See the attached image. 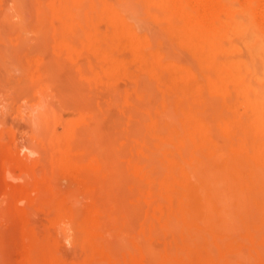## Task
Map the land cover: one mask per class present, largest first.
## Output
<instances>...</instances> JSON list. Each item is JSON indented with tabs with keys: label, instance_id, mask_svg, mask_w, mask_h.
Returning <instances> with one entry per match:
<instances>
[{
	"label": "rangeland",
	"instance_id": "1",
	"mask_svg": "<svg viewBox=\"0 0 264 264\" xmlns=\"http://www.w3.org/2000/svg\"><path fill=\"white\" fill-rule=\"evenodd\" d=\"M188 1L0 0V110L74 176L81 215L99 179L128 210L106 206L107 244L79 226L61 250L79 264H147L149 244L156 264H264V0H219L201 25Z\"/></svg>",
	"mask_w": 264,
	"mask_h": 264
},
{
	"label": "bare ground",
	"instance_id": "2",
	"mask_svg": "<svg viewBox=\"0 0 264 264\" xmlns=\"http://www.w3.org/2000/svg\"><path fill=\"white\" fill-rule=\"evenodd\" d=\"M174 1H177V0H170V2H172V5L175 4ZM190 1L191 0L188 1L189 4L191 3ZM260 1H262L260 4H263V0H260ZM128 2H129V0H128ZM194 2L196 3V4L195 3L194 4L197 7H199L200 12H201V14H199L200 16L198 18H196L194 20L192 19V22L196 21L195 25H201L202 23H204L206 21L204 19V17H207L208 20L213 18V17H216L218 15L219 9L221 8L219 0H194ZM244 2H246V1L243 0V3ZM194 4L192 2L191 5H194ZM256 4L258 5L259 2L258 3L256 2ZM128 5H130V4H128ZM176 6H177V4H176ZM260 6H262V5H260ZM224 7H226V6H224ZM177 8H179V7H177ZM257 8H260V7L257 6ZM262 8H263V6L260 8L263 11L264 9H262ZM127 9H125V10H127ZM260 9H258V10H260ZM121 10H122V8H121ZM128 10H130V9H128ZM124 13H126V11ZM129 13H131V11H129ZM262 13H264V12H262ZM127 14H128V12H127ZM132 14H134V13H132ZM126 16L131 17L132 15L128 14ZM182 16L186 17L185 15H182ZM134 18H135V16H134ZM54 21H56V20H54ZM136 22L138 23L139 21L137 20ZM205 24H207V23L205 22ZM140 25H142V23ZM137 29H138V27H137ZM141 29H143V28H141ZM173 29H175V28H173ZM140 36H142V35H140ZM218 36H219V34H218ZM164 45H165L164 47H167L166 44H164ZM181 58H182V56H181ZM181 58H180V60L184 59V58H182V59ZM195 86H196V84H195ZM200 91H203V90L200 89ZM215 96H217V95H215ZM214 99H215V97H214ZM218 99L219 100L221 99L220 96ZM168 106H167V108H168ZM169 108L166 109L165 113L169 112V111L171 113V107H169ZM205 110L207 111V108ZM227 112H229V111H227ZM14 113H15L14 111L9 113L11 118H7L6 113L2 109L0 110V115H1L0 116V234H3L4 237L6 238V239H4L5 240L4 242H6L8 240V238H10L9 240L11 241V243H9L10 241H7L8 243L5 244L6 249H5V247H4V249H2L3 247H1L0 250L2 249L1 252L3 250H5V252L9 251V252H7L9 254L13 253L12 256H9V257L7 256L6 253H4V254H6V256L8 258L14 257L13 259L11 258L12 260L11 259H5V258L2 259L1 258V256L3 255L2 254V255H0V259H2V261L4 259L8 260L7 264H79V261H76V258L74 257L75 254L77 253V251L76 252L75 251H71V252L66 251V252L72 254L73 257H72V255L70 257V255L68 253L66 254L65 251H61L63 246H65L66 242L71 245L72 249H77L76 248L78 246L77 234L79 232V226L82 225V227L84 229L87 228L91 238L94 241L98 242V239H99L100 241H102V244H107L109 242L108 241L109 239L107 238V232L109 230L108 229V226H109L108 223H110V220H109V222H107L106 220L109 219V216H108L109 214L112 215L113 212L111 213L110 211L115 209V207H113V206L121 203L119 205V206L122 205L121 209H123L124 212H127L128 210H126L125 207H123L122 201L120 202V200H118V199H116L117 202H115V205L113 203H111L112 208H114V209H111V207L109 205L110 203L108 202V204H107L105 202L106 200H109V198L107 199L108 194L106 193V190H105L108 188H106V185H105L106 183H104L107 181H101V179H99L101 182L99 180H96L97 181L96 187H98V188H96V187L93 189L91 188L92 191H95L97 194L93 198H91V197L89 198V199H92V202H90L87 205V208H86L84 214L81 215V213H80L81 207H83V206L81 205L78 208L80 211L77 209V207L79 205L77 203V205H78L77 206L75 201L79 202V199L74 201V198L70 193L71 191L69 190L71 185L74 182V176L69 172L56 171V170H53V172H51V174H47V160H46V155H45L46 151H45L44 139L42 137H40V135H38V137H37V135L34 136V135H31L30 132L25 131L24 128L22 129L21 126H19L16 123L17 117H16V115H14ZM170 117H172V116L170 115ZM86 125H88L87 128L85 126H83L82 128L78 129V132H80L79 134L82 136H85L86 134H84V133L87 131V129H89V124H86ZM80 130H82V131H80ZM162 131H163V129H162ZM75 134H76V130H75ZM79 134H77L75 136L79 138V141H82L81 139H84L85 137H83V138L81 137V139H80ZM41 138L43 139L42 142L40 140ZM77 139H75V140L71 139V140H73V142L70 141V143H72V144L74 143L75 145H78L79 142L78 141L76 142ZM32 140L35 141V143ZM109 140H110V138H109ZM144 141H146V140H144ZM112 144H113V142H112ZM223 144H224V142H223ZM77 147H80V145ZM116 155H118V154L116 153ZM73 156H75V155H73ZM73 158H76V157H73ZM141 158H142V160H144L145 157L144 158L141 157ZM155 160H157V159H155ZM118 162H120V161H118ZM106 165H108V164H106ZM106 165L105 166L103 165V167L106 168ZM108 166H110V165H108ZM123 167L124 166H122V168ZM160 168H161V166H160ZM86 170H88V169H86ZM126 172H127V170H126ZM93 173H95V172H93ZM93 173H92V178L95 179V177H93ZM99 173H97V174H99ZM108 174L109 173H107V175ZM110 174H111V172H110ZM90 176H91V174H90ZM97 177L101 178V176L99 177L98 175H97ZM89 178H91V177H89ZM90 180L93 182V183H91L93 185L95 180L94 181L92 179H90ZM104 180H106V178ZM120 180H123V178L119 179L118 182ZM137 181L138 180H136V182ZM128 183H129V181H128ZM114 185H115V187H113V188L116 189L118 187V185H116V184H114ZM103 187H104V189H103ZM111 187H109V188H111ZM48 188L50 189L52 194H58V193L64 194L65 193L64 201L60 202V203H54L51 201L48 202V200H47ZM133 188H134L133 190L135 191L134 186H133ZM152 188H154V186ZM102 190H104V191H102ZM117 190H118V188H117ZM101 191L103 193H101ZM111 191H112V189H111ZM98 192H100L101 195L98 194ZM118 192H119V190H118ZM128 192H129V190H128ZM128 194H130V193H128ZM132 194L134 195V192H132L130 194V196ZM114 195H116V194L114 193ZM105 196H106V198H105ZM109 196H111V198H112V195L109 194ZM75 199H76V197H75ZM111 200H113V199H111ZM111 202H113V201H111ZM143 205H145V204H143ZM106 206H107V208L110 207L108 209H111V210L107 211L108 209L106 208ZM137 207L138 206H136V208ZM126 208H128V206H126ZM140 209H142V208H140ZM115 210H114L115 211L114 213H116L115 215H117V213H119L117 211L118 207ZM129 210H133V212H135V211L137 212L138 208L136 210H135V208L134 209L131 208ZM108 212H110V213L108 214ZM114 213H113V217H114ZM128 213H130V212H128ZM130 214L132 215V213H130ZM137 214H139V213H137ZM119 216H121V215H119ZM126 216H128V215L126 214ZM116 217H114V218H116ZM110 218H112V217H110ZM114 218H112L111 222H113ZM127 218H129V216ZM130 218L128 221H131ZM173 219H174V217H173ZM117 220H118V218H117ZM171 221L175 222L174 220H171ZM113 223H115V222H113ZM116 223H118V221ZM119 224H121V223H119ZM133 224H136V222ZM155 225H157V224H155ZM112 227H110L111 231H112ZM115 228L113 227L114 230H115ZM129 228H134V226L129 227ZM173 228H175V227H173ZM123 229L120 231L121 235H123L125 232L127 234V231H125V229H124L125 232L122 234ZM135 230H131V231H135ZM175 230H176V228H175ZM158 233H160V232L158 231ZM110 234L111 233L109 232V235ZM112 235H110V236L112 237ZM140 236H142V234H140ZM158 236L160 237L161 234ZM117 238H120V236ZM124 238L126 239V237H124ZM124 238H123V240L120 239V243H118L119 242L118 241L117 244L115 243L114 239H113L114 243L112 244L111 243L112 240H111L110 244H111V246L113 245V249H114L115 245L119 246V244H121V240H122L123 246H125V248H127L128 246L130 247V244H128V242H126V241H125L126 243L124 242ZM138 238H140V243L142 244V242H144V241L141 242V240H142L141 237H138ZM2 240H3V237H2ZM159 244H161V243H159ZM155 245H156V243H155ZM121 246L122 245H120L119 247H121ZM143 247H144L143 252H145V251L147 252L149 249H151V251H154V253H152V252L145 253V257L147 256L146 254L151 256V257H147V259H146L147 260L146 262H148L147 264H156L155 261L157 260V257H159L158 251H156V248L158 246L154 247V246H152V244H149V246H148L149 249H146L145 245H143ZM152 247L155 249H153ZM106 249H108V248H106ZM118 249H120V248H118ZM110 250L111 249L109 248V251ZM10 251H12V253ZM120 251H121V249H120ZM72 252H74L75 254H73ZM112 252H116V251H112ZM112 252H111V254H113ZM152 254H153V256H152ZM3 257H5V256L3 255ZM18 257L19 258L21 257V261L18 260L19 259ZM124 258H126V257H124ZM154 258H156V259L154 260ZM14 259H15V261H14ZM5 260L3 261V262H5L4 264H6ZM17 260H18V262H17ZM150 261H151V263H150ZM0 264H3V263H0ZM97 264H99V262Z\"/></svg>",
	"mask_w": 264,
	"mask_h": 264
}]
</instances>
